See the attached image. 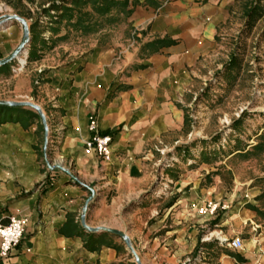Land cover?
Listing matches in <instances>:
<instances>
[{"label":"crops","instance_id":"obj_1","mask_svg":"<svg viewBox=\"0 0 264 264\" xmlns=\"http://www.w3.org/2000/svg\"><path fill=\"white\" fill-rule=\"evenodd\" d=\"M127 1L129 32L120 43L65 48L66 60L55 66L44 57L46 46H40L41 56L31 50L30 59L27 49L7 60L15 49L14 24L0 29V100L17 103L0 105V219L27 220L19 244L0 264L208 261L198 247L208 239L188 233L189 225L177 221L185 217L187 201L176 199L158 209L166 194L152 188L154 154L177 142L185 96L195 95L217 63L223 29L241 0ZM35 72L39 80L32 81ZM24 99L33 100L44 115L47 167L40 158L44 121ZM91 117L98 133L111 139L109 162L85 147ZM240 212L228 217L233 224ZM169 213L176 219L163 223ZM101 227L125 233L139 263L123 238ZM252 240L260 246L264 235L254 233ZM237 251L240 258L219 254L217 263L262 262Z\"/></svg>","mask_w":264,"mask_h":264},{"label":"rangeland","instance_id":"obj_2","mask_svg":"<svg viewBox=\"0 0 264 264\" xmlns=\"http://www.w3.org/2000/svg\"><path fill=\"white\" fill-rule=\"evenodd\" d=\"M50 3L51 0H0V29L14 24L10 33L15 38L13 52L22 45L16 58L27 49L28 56L31 50L36 52L34 56H41L39 42L43 40L50 47L44 57L48 56L50 64L55 66L60 59L66 60L63 56L66 49L67 52L83 51L111 39L120 43L129 32L127 18L119 16L109 22L112 13H108L93 15L91 22L97 20L95 31H74L62 21L55 35L49 30L50 18L44 11ZM252 6H257L261 14L250 23L246 14ZM80 9L92 12L90 4ZM10 15L26 20V33L20 21L7 17ZM35 22L39 26L34 45L31 25ZM66 32L67 36L60 39ZM219 44L221 54L217 63L195 95L185 96L182 105L186 108L177 142L154 154L152 188L166 194L160 199V210L173 200L187 201L185 217L177 221L189 225L188 233L196 232L208 239L198 245L207 253L206 264H218L219 254L236 258L238 251L227 242L234 237L242 239L240 252L245 250L251 256L257 255L262 262L256 264H264V242L260 246L252 243L254 233L264 235V197L260 196L264 193V151L251 149L264 130V0H241L238 10L226 23ZM13 52L7 57V60L11 58L10 62L16 59L11 57ZM232 59L233 66L228 67ZM24 66L25 62L18 68ZM38 74L33 75L32 81L39 80ZM24 101L37 105L31 99ZM48 143L45 125L40 148L44 167L51 165ZM209 204L215 206L211 213L204 211ZM236 210L241 211L240 218L237 216L233 224L228 217ZM159 215L163 217L164 213ZM175 219L169 213L163 223ZM221 222L224 224L218 226ZM130 245L134 249L133 252L127 245L132 256H137L131 242Z\"/></svg>","mask_w":264,"mask_h":264},{"label":"trees","instance_id":"obj_3","mask_svg":"<svg viewBox=\"0 0 264 264\" xmlns=\"http://www.w3.org/2000/svg\"><path fill=\"white\" fill-rule=\"evenodd\" d=\"M87 4L91 5L92 12L84 11L81 12L80 7ZM46 14L50 18V27L49 30L52 31L55 35L58 33V25L64 21L66 28H70L74 31H81L83 33L95 31V26L97 25V20L91 22L93 15L104 16L108 13H112L110 16L109 22H113L118 19L119 16L123 18H128L132 12V8L129 7L127 0H51V3L48 8L44 9ZM51 11H54V14H50ZM261 12L258 10L257 6H252L246 16L248 21L252 23L255 18L260 16ZM39 25L37 22L31 25L32 32V43L37 44V32L36 29ZM65 34L59 36L60 39L67 36ZM40 46H45L46 42L41 40L39 42ZM34 52H30L29 58L33 57ZM233 59L228 67L233 66ZM7 106H16V105H7ZM242 118V117H241ZM259 142L251 146L252 150L264 151V130L260 134ZM247 153V152H246ZM264 197V193L260 195ZM240 258V256H237Z\"/></svg>","mask_w":264,"mask_h":264},{"label":"built area","instance_id":"obj_4","mask_svg":"<svg viewBox=\"0 0 264 264\" xmlns=\"http://www.w3.org/2000/svg\"><path fill=\"white\" fill-rule=\"evenodd\" d=\"M87 128L92 135L85 140V147L94 151L103 161L109 162L111 159L110 137L98 133L97 122L93 117L89 119ZM214 209L215 206L209 204L208 209L205 208L204 211L211 213ZM26 225L27 220L24 217L9 216L7 222L0 219V259H6L12 249L19 244ZM227 242L228 246L234 250L243 248L242 239L239 237L231 238Z\"/></svg>","mask_w":264,"mask_h":264},{"label":"water","instance_id":"obj_5","mask_svg":"<svg viewBox=\"0 0 264 264\" xmlns=\"http://www.w3.org/2000/svg\"><path fill=\"white\" fill-rule=\"evenodd\" d=\"M8 18H11V19H16L18 21L21 22V24L23 25V28H24V31L26 33L27 31V24H26V20L23 18V17H20L18 15H10V16H7ZM22 48V45L19 46V48L17 50H15L12 54V58H16V56L19 54L20 52V49ZM17 103L15 102H10V101H4V100H0V105H15ZM30 106H32L34 109H36L39 113H40V116L42 118V120L44 121V124H45V118H44V115L41 113V110L40 108L35 105V104H32V103H29ZM46 125V124H45ZM85 210V209H84ZM82 223L83 225H85L84 223V220H82ZM89 230H93L92 228H88ZM102 230H105V231H108V232H111V233H115L117 235H119L121 238H123V240L127 243V245L131 248V250L134 252V249L132 248V246L130 245V242H129V239L128 237L126 236L125 233L117 230V229H113V228H106V227H101ZM135 258L137 260V262L139 263L138 261V257L136 256L135 254ZM140 264V263H139Z\"/></svg>","mask_w":264,"mask_h":264}]
</instances>
